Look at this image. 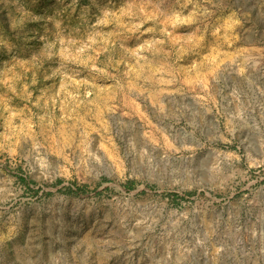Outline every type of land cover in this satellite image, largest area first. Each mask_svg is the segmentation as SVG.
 I'll return each instance as SVG.
<instances>
[{
  "label": "rangeland",
  "instance_id": "obj_1",
  "mask_svg": "<svg viewBox=\"0 0 264 264\" xmlns=\"http://www.w3.org/2000/svg\"><path fill=\"white\" fill-rule=\"evenodd\" d=\"M0 264H264V0H0Z\"/></svg>",
  "mask_w": 264,
  "mask_h": 264
}]
</instances>
